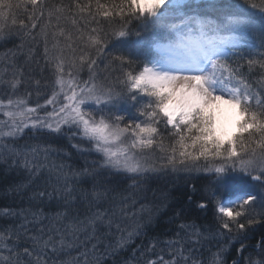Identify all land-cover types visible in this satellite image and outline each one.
<instances>
[{"label": "snow or ice", "instance_id": "6c2138e0", "mask_svg": "<svg viewBox=\"0 0 264 264\" xmlns=\"http://www.w3.org/2000/svg\"><path fill=\"white\" fill-rule=\"evenodd\" d=\"M15 39L52 83L0 57V264H264V0H0Z\"/></svg>", "mask_w": 264, "mask_h": 264}, {"label": "trees", "instance_id": "16d2710c", "mask_svg": "<svg viewBox=\"0 0 264 264\" xmlns=\"http://www.w3.org/2000/svg\"><path fill=\"white\" fill-rule=\"evenodd\" d=\"M70 2V0H47L48 4H68ZM26 13L24 12L23 8H20L17 10V20L21 19V18H25ZM10 23V21H9ZM20 41L18 39L9 41L7 43H3L0 42V49H2V51H8L9 49L13 48L15 45L19 44ZM36 54L35 57L37 60L40 61V65L39 68L37 67V65L35 63H28V58H27V66L26 69L28 71H35L36 72V76L34 78H40V79H44V78H48V83L49 86H51L52 80H51V72L50 71H44L43 73L40 72V68L44 67V62L42 60V52H43V46L41 44V46H37L36 47ZM26 49L28 50V48L26 47ZM25 79L27 80V76L25 77ZM26 90H30L27 86H26ZM27 92V91H26ZM25 92V93H26ZM27 97V96H26ZM32 101H35V96H33ZM21 143H23V141H21ZM35 143V142H33ZM167 143V141H166ZM16 174L15 173H5L3 175H0V184L3 185H7L9 182L16 180ZM211 179V177L207 176V174H204L203 172H195L193 171L190 175L187 176H182L180 177L177 182H176V187H177V191H175L173 193V196L179 198L181 200V202H185L186 201V196L184 195V193H187L190 191V186L191 185H196L198 188H202L204 186H206L208 184V181ZM157 187V185H153V188ZM149 196L151 197V193H149ZM21 203L20 198L19 197H13V196H4L3 192L0 191V211H2L3 207L5 206H17ZM172 213L171 211H169L167 213V215L163 216L160 218V224L159 227L157 228V232H163L165 229L168 228H175V224L173 225H169L166 223L168 216H170ZM190 215L193 216V218H195L196 216L199 217L198 223L201 224H206L208 223V220L211 218V209H209L207 212H195L194 210L190 213ZM206 217L208 219H206ZM177 224L179 223V221L176 222ZM264 232V228H261L259 226H257L256 228V232H255V239L248 241V243L250 244H255L257 242V240H259L260 238V233ZM150 234H155V233H150ZM137 243H139V241H137ZM238 247V245H237ZM216 251V247L215 246H206L204 251H203V255L202 258L206 261L210 260L211 258V254L213 252ZM231 254L227 257L228 258V264H231V260L235 257V252L231 251ZM124 256L127 255V253L123 254ZM245 256L248 255L247 252L244 253ZM122 259V257H117L116 258V264H120V260ZM105 264H113V260L111 258H107L105 259Z\"/></svg>", "mask_w": 264, "mask_h": 264}, {"label": "rangeland", "instance_id": "374dc122", "mask_svg": "<svg viewBox=\"0 0 264 264\" xmlns=\"http://www.w3.org/2000/svg\"><path fill=\"white\" fill-rule=\"evenodd\" d=\"M37 46H41V44H35V45H33V48H34V55L37 53L36 52V50H37ZM43 46V45H42ZM11 50L13 51V52H16V63L18 64V65H22V66H24L25 68H26V66H27V58L29 59V53H28V50L25 48V49H23V50H17L16 49V47L14 46L13 48H11ZM5 52H7V51H2V49H0V57H2L3 56V54L5 53ZM9 56L11 57V53H9ZM105 62H107V61H105ZM5 70H7L8 71V73H9V77L8 78H10V74H11V72L13 71V69H11V68H7L6 69V64L5 63H0V73H3ZM83 79H87V75H86V73L83 75ZM27 88H26V86H24V87H21L20 88V90H19V93H18V95H20L21 97H23V98H25V99H27V97H26V95H25V92L26 91H28V90H26ZM3 95V91L2 90H0V96H2ZM6 102V101H5ZM41 103H42V101H41ZM7 109H0V113H2L3 111H6ZM0 119H5V117H3L2 115H0ZM237 119H238V117H237ZM163 127V126H162ZM226 128L228 129V130H235V122L233 123H231V124H229L228 126H226ZM204 174H206V173H204Z\"/></svg>", "mask_w": 264, "mask_h": 264}, {"label": "bare ground", "instance_id": "6f19581e", "mask_svg": "<svg viewBox=\"0 0 264 264\" xmlns=\"http://www.w3.org/2000/svg\"><path fill=\"white\" fill-rule=\"evenodd\" d=\"M236 119L237 116H235L233 110L226 108L225 127L231 124L232 122L234 123Z\"/></svg>", "mask_w": 264, "mask_h": 264}]
</instances>
